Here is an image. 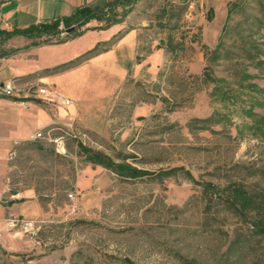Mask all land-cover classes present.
<instances>
[{
	"label": "rangeland",
	"instance_id": "obj_1",
	"mask_svg": "<svg viewBox=\"0 0 264 264\" xmlns=\"http://www.w3.org/2000/svg\"><path fill=\"white\" fill-rule=\"evenodd\" d=\"M21 1L0 6V85L60 92L89 140L6 157L1 184L35 183L50 216L30 239L8 213L0 264H264V0ZM83 7L103 21L60 22Z\"/></svg>",
	"mask_w": 264,
	"mask_h": 264
},
{
	"label": "crops",
	"instance_id": "obj_2",
	"mask_svg": "<svg viewBox=\"0 0 264 264\" xmlns=\"http://www.w3.org/2000/svg\"><path fill=\"white\" fill-rule=\"evenodd\" d=\"M11 1L12 0H0V6L4 7L5 5H9ZM93 1L94 0H89L85 6L92 3ZM21 3H23L22 6H26L29 2L28 0H22ZM8 16H10V14ZM7 19L5 18L2 20L0 31L7 30V27L9 28L10 24L8 23ZM131 35L132 33H128L125 37ZM134 41L136 48L137 42L136 40ZM26 96V107L18 106L13 99L0 98V187L3 185L1 184V180L6 170V157H9V153L11 151L18 153V150H20L22 147H15L13 145L14 141H25L35 133L43 131L52 125H62L69 119V117H73L67 116L66 118H61L59 109L66 110L65 108H62L58 105H54L55 108L52 109L46 108L43 104H48L40 99H37L34 95ZM75 124L81 126L80 123ZM81 128H83V126H81ZM14 167L10 166L7 169L13 170ZM94 172L95 171L93 169H91L90 173L87 171L85 172V175L88 176L84 177L87 181L90 180V184L95 183L93 175L95 174ZM99 181L100 180L98 179L97 182ZM35 187V183H33L31 186H24L23 196L26 199L18 203L8 204L4 209L0 210V223H2L3 218L6 217L8 213H12L29 220L50 216V211L43 209L41 203L36 199L37 195L35 192Z\"/></svg>",
	"mask_w": 264,
	"mask_h": 264
},
{
	"label": "built area",
	"instance_id": "obj_3",
	"mask_svg": "<svg viewBox=\"0 0 264 264\" xmlns=\"http://www.w3.org/2000/svg\"><path fill=\"white\" fill-rule=\"evenodd\" d=\"M26 95H34L37 99L42 100L48 105H58L65 109L73 104L71 100L64 97L60 92L48 86L36 87L32 92H25L19 87V80H12L5 85H0V98L13 99L18 106H27V102L25 101ZM72 139H80L83 142L89 140L88 136L75 125V119L69 117L64 124L52 125L43 131L35 133L25 141H14L13 145L20 147L25 143L44 140L54 146L55 152L58 155H65V143ZM14 156L15 152L11 151L8 158ZM22 186L21 182L12 183L9 179L5 181L0 188V210L10 203L24 199ZM68 199L74 201L75 195L69 194ZM8 217V220H6L8 228L17 229L21 234L26 235L30 239L37 237L42 222L17 218L18 216L15 215H9Z\"/></svg>",
	"mask_w": 264,
	"mask_h": 264
},
{
	"label": "trees",
	"instance_id": "obj_4",
	"mask_svg": "<svg viewBox=\"0 0 264 264\" xmlns=\"http://www.w3.org/2000/svg\"><path fill=\"white\" fill-rule=\"evenodd\" d=\"M118 2H119V4H121L122 1L119 0ZM95 10H98V9L97 8L91 9L90 7H83V8H80L79 10H77L75 12V14L72 15L71 17L63 18V19H59V20L63 24H67V26H68L69 22L76 21V25H78V27L86 25L91 20L100 21V22L103 21V19L101 18L102 16L99 15ZM58 25H59V21L56 20L54 23L34 25V26L27 28L24 31H21V32L15 31V32L17 34L27 35L29 37H33L34 34H36V35H34V37H36V38L40 37L41 35H44L47 37V36L55 35L57 33V31H54V30L56 28H58ZM3 34H5V33L0 32V36ZM44 43L48 44V45L50 44L49 42H44ZM60 44H62V43H60ZM38 46H39V44H38ZM126 170H128V172H130L129 169H126ZM130 173H135V172L132 171ZM235 193L237 194L236 197L239 198V201L241 202V204H244L245 208L249 207V204H250L249 196L240 193L239 190L235 191ZM241 204H240V206H241Z\"/></svg>",
	"mask_w": 264,
	"mask_h": 264
},
{
	"label": "water",
	"instance_id": "obj_5",
	"mask_svg": "<svg viewBox=\"0 0 264 264\" xmlns=\"http://www.w3.org/2000/svg\"><path fill=\"white\" fill-rule=\"evenodd\" d=\"M72 29L68 30V32H70Z\"/></svg>",
	"mask_w": 264,
	"mask_h": 264
}]
</instances>
